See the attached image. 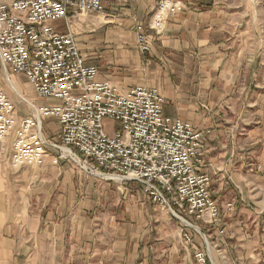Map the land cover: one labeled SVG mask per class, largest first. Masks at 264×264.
<instances>
[{"label":"rangeland","instance_id":"obj_1","mask_svg":"<svg viewBox=\"0 0 264 264\" xmlns=\"http://www.w3.org/2000/svg\"><path fill=\"white\" fill-rule=\"evenodd\" d=\"M180 1L186 7L187 3L192 5L198 13H247L249 26L264 27V0ZM131 4L133 13L127 16L113 4L115 19L102 15L70 19L71 31L87 64L98 67L100 78L114 84L123 79V71L117 69L123 63L145 58V65L150 66L152 54L173 71L179 63L174 53H162L158 48L168 21L183 12L171 15L163 33L157 34L150 27L156 1L132 0ZM52 25L66 31L63 22ZM138 37L152 44L150 52L141 50ZM149 77L145 80L150 81ZM0 85L15 104L18 116H26L27 106L11 90L2 70ZM30 91L32 94L21 93L29 100L37 99L32 88ZM37 101L48 104L46 100ZM174 106L165 99V115L190 123ZM115 128L119 126L106 121L110 136ZM59 132L55 119L44 123L47 138L58 141ZM52 156L57 153L50 152L49 164L41 168L13 170L11 148L0 155V264H200V253L209 264H264V210L257 198L245 203L243 212L236 210L234 221L222 222L221 235L217 228L193 217L181 216L182 222L136 184L92 175L76 158L75 162L54 164Z\"/></svg>","mask_w":264,"mask_h":264},{"label":"built area","instance_id":"obj_2","mask_svg":"<svg viewBox=\"0 0 264 264\" xmlns=\"http://www.w3.org/2000/svg\"><path fill=\"white\" fill-rule=\"evenodd\" d=\"M121 1L0 0V70L28 108L27 115L19 117L13 101L0 90V155L11 148L13 170L41 168L50 152L57 153L54 164L75 162V155L86 172L136 184L182 222L181 216L193 217L222 235L221 208L213 196L211 175L204 170L211 131L165 115V99L157 87L123 88L100 78L71 31L70 19L77 16L115 19L111 8ZM155 1L150 27L162 34L169 17L184 12L186 4ZM54 22H63L66 31ZM138 38L141 50L150 52L152 44ZM16 76L24 77L37 99L48 104L20 96L12 85ZM50 119L60 126L58 141L45 136L44 123ZM106 121L119 126L112 136ZM227 208L232 212L234 205ZM197 258L209 264L204 253Z\"/></svg>","mask_w":264,"mask_h":264},{"label":"crops","instance_id":"obj_3","mask_svg":"<svg viewBox=\"0 0 264 264\" xmlns=\"http://www.w3.org/2000/svg\"><path fill=\"white\" fill-rule=\"evenodd\" d=\"M131 3L115 5L127 16ZM187 5L159 38L158 49L179 58L176 70L152 54L150 66L145 58L118 65L123 79L115 84L157 87L184 120L211 131L204 170L211 175L223 222L234 221L236 210L243 212L256 198L264 210V27L249 26L247 13H198ZM13 80L22 93L32 94L24 77Z\"/></svg>","mask_w":264,"mask_h":264},{"label":"bare ground","instance_id":"obj_4","mask_svg":"<svg viewBox=\"0 0 264 264\" xmlns=\"http://www.w3.org/2000/svg\"><path fill=\"white\" fill-rule=\"evenodd\" d=\"M12 85H13V88L16 90V92L20 95V96H22V97H24L23 96V94L21 93V91L18 89V87H17V85H16V82L14 81V80H12ZM19 114V113H18ZM64 154H65V156L67 155V152L64 150ZM68 156V155H67ZM72 158H73V160L75 161V158L76 159H79L77 156H75V155H73L72 156ZM86 169V168H85ZM98 176H99V174H98ZM115 179L116 180H120V178H118V177H115ZM187 223V222H186ZM188 225H190L189 223H187ZM191 226V225H190ZM196 230H198V228H195Z\"/></svg>","mask_w":264,"mask_h":264},{"label":"water","instance_id":"obj_5","mask_svg":"<svg viewBox=\"0 0 264 264\" xmlns=\"http://www.w3.org/2000/svg\"><path fill=\"white\" fill-rule=\"evenodd\" d=\"M197 231V230H196ZM197 232H199V233H201V230L200 229H198V231Z\"/></svg>","mask_w":264,"mask_h":264}]
</instances>
